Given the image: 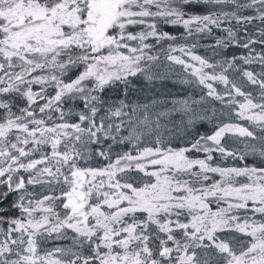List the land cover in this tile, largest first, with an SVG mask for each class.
<instances>
[{"label": "snow or ice", "instance_id": "1", "mask_svg": "<svg viewBox=\"0 0 264 264\" xmlns=\"http://www.w3.org/2000/svg\"><path fill=\"white\" fill-rule=\"evenodd\" d=\"M153 6L156 11L151 10ZM201 7L204 14L195 11ZM245 10L254 14L244 15ZM232 21L235 25L224 29L226 36L216 39V47L236 45L251 51L257 41L248 36L247 26L255 21L260 22L259 43L264 44V0H0V97L13 98H0V177H6L0 179V186L6 188L0 191V224L8 225L7 230L0 229V264H264V222L233 214V210H248L251 202L252 213L264 215V167L213 166V152L237 155L222 146V138L229 133L254 137L247 128L222 124L211 135L194 137L190 147L164 148L159 119L150 118L149 105H137L132 112L139 108L143 117L130 120L132 127L124 139L137 142L142 136L155 135L154 143L161 146L145 147L138 156L125 153L103 169L77 165L81 152L76 144L82 142V135L87 133L91 141L98 132L113 128L108 125L105 129L103 118L99 126L96 124V105L103 101L92 93L120 82L127 94L129 77L141 73L146 80L155 78L150 66H141L142 62L156 59L147 55L145 50L152 46L145 41L149 37L157 42L177 39L158 31L159 24L183 25L190 37L194 32L211 34V26L220 28L222 23ZM137 25L148 30L135 34L128 31ZM241 27L246 42L239 39ZM129 42H137V46L132 47ZM195 48V44L178 49L170 45V52L178 50L191 62L175 55L168 59L190 70L198 83L207 88L208 97L221 101L227 97L228 106L236 103V96L243 97L245 102L239 104L237 115L243 117L245 111L259 109L246 118L264 125V70L256 73L238 66V61L250 65L258 60L264 68V54L234 55L210 62L195 54ZM217 54L222 52L214 49L213 56ZM81 64L84 70L71 82L60 78ZM46 69L58 71L59 75H34L37 70L43 73ZM236 71L241 75L230 79L229 73ZM215 82L224 85L223 96L214 88ZM34 84H54L56 88L55 96L39 107L41 114L54 104L59 110L60 104L81 98L89 114L82 112L79 121L89 126H44V119L34 118V105L37 99H45V89L34 92ZM245 84L259 89L261 103H255L252 94L242 90ZM21 97L26 107L19 109L21 115H16L12 111L16 107L14 99ZM180 103L183 111H190L188 100ZM124 107L128 105L121 101L114 114L120 116ZM63 115L61 112V118ZM194 119L190 118L188 124ZM115 131L119 132L120 126ZM21 132L25 134L23 138L18 134ZM13 133H17L14 141ZM29 137L33 147L26 150L20 145H29ZM65 138L71 141V147ZM62 142L64 151L59 150ZM49 143L50 156L23 162L38 151L39 145ZM258 143L259 146L246 145V153L258 155L264 163V137ZM190 151L203 152L205 158L190 159ZM97 155L107 154L99 151ZM239 158L244 159V155ZM141 159H147L157 169L147 173L155 182L134 187L135 181L127 182L128 177L122 174L133 163L143 171L147 165L140 163ZM39 165L48 166L38 168ZM20 170L30 171L27 180L23 175L14 178L13 174ZM180 173L190 178L178 179ZM208 173H218L221 179L205 185ZM235 177H246L250 182L236 187ZM61 180L67 190L61 189L59 196L27 199L26 185L53 181L60 184ZM17 193L22 194L9 203V196ZM209 198H215L218 204L225 201L227 207L213 211ZM57 201H62L63 216L56 211ZM13 210L20 215L9 217ZM139 215H144V219H139ZM185 216L186 222H181ZM67 230L74 233L69 246L40 254L38 244L45 235L64 236ZM177 232L182 234L180 238ZM232 232L243 233L249 239L238 240L228 235Z\"/></svg>", "mask_w": 264, "mask_h": 264}, {"label": "trees", "instance_id": "2", "mask_svg": "<svg viewBox=\"0 0 264 264\" xmlns=\"http://www.w3.org/2000/svg\"><path fill=\"white\" fill-rule=\"evenodd\" d=\"M225 11H228L229 9L225 8ZM195 11L199 14H204L205 9L204 8H197ZM244 15H253L254 13L251 10H245ZM150 22V21H149ZM235 25V21H232L231 24L224 22L221 24L220 28H216L215 26L212 27L211 34L205 33H193L192 36H188L186 30L184 29L183 25H171V24H159L158 25V31L161 32H168L170 35L175 36L177 39L175 41L171 40H161L157 42V40L153 37H149L145 43L151 45L152 47L150 49H146V53L149 56L156 57L153 61H148L147 64L145 62L141 63L142 67L150 66L151 72L155 75V78L151 81L146 80L144 76L141 73H137L136 76L129 77L130 81V88L125 93V90L123 88V85L120 82H117L116 85H107L102 91H95L94 94L97 95L100 98V101H103V104H100V111L103 112L104 106L106 105H114L117 106L120 105V102L123 101L128 107H124L123 110H132L131 107L133 105H149L150 111H156V110H163V113L165 115L161 116V118L164 119V121L168 124V129L170 131V134L176 135L177 134V141L171 143V148L178 149V148H187L190 147L191 143L194 142V137H199L201 135H211L213 134L217 127L222 124H234V125H240L242 127L247 128L249 131H252L255 135L254 139L260 138L262 133L264 134V125H261L258 122L248 120L246 117L251 116L254 114V112H259V109L245 111L244 116L241 117L237 115V113L240 111L239 104L244 103V98L240 96H236L235 100L236 103L233 106H228L225 102L228 98L225 97V101L216 100L215 98L208 97L207 96V88L203 85H200L197 81V78L191 74V71L188 69H185L182 65L175 63L174 61H170L168 59L169 55H175L179 56L184 59H188L189 62L190 58L185 57V55L178 50L175 52H170L169 46L176 47L177 49L180 46L184 45H192L195 44V54L200 55L202 57L208 58L210 62H217L222 60L224 57L231 58L232 56H248L249 54L255 56L257 53L264 54V44L259 43V35H258V27L260 26L259 21H255L253 24L247 26V34L249 37L255 38L257 43L251 46V51L249 49H244L243 47H238L236 45H230L226 49H220L219 47L215 46V41L218 38H222L226 36V32L224 31L227 27H232ZM145 27L142 26H130L128 28V31L132 33H139L141 31H147ZM239 39L241 42H246L245 39V33L243 27L238 29ZM132 47L137 46V42H129ZM221 54H217L213 56V51ZM127 52V50H124ZM194 63V62H192ZM197 66H199L197 64ZM238 66L243 68L247 67L249 70L254 71L256 73H259L260 71L264 70L262 68L260 62L258 60H255L250 65H244L243 61H238ZM19 71V69H16ZM207 71V70H206ZM219 71V70H217ZM70 72H74L75 74V68L71 70ZM69 72V73H70ZM52 75L56 74L59 75L58 71L55 70H44L43 73H41L40 70H37L34 75ZM73 74V75H74ZM72 75V76H73ZM241 73L239 71H236L234 74L229 73V78L234 79L235 77H239ZM71 76V77H72ZM61 79H65V82H68L66 76H61ZM71 79V78H70ZM239 83V81H237ZM119 85V86H118ZM214 88L220 95H224V85L220 82L214 83ZM41 87L45 89L44 95L45 99H37L35 104L43 103L47 95H50L53 89H55L54 84H46V85H38L34 84L32 85V90L34 92H39ZM246 93H251L252 98L255 103H261L262 101L259 99V89L256 86H253L251 84H245V86L242 89ZM201 97H204L202 100ZM3 99H13L11 97H0ZM188 100L189 101V109L190 111H183V105L182 101ZM155 102V103H153ZM14 103L16 107H13L12 111L16 113V115H21L19 109L26 107V102L24 99L21 98H15ZM84 101L81 98H77L75 101H69L66 103H62L59 106V110H57V106L54 104L53 108L51 110H46L45 113L40 116L41 119L46 120L45 124H63L66 122L70 123H77L78 122V115L80 112L84 111ZM31 110V109H30ZM61 112H63V118H61ZM141 112V111H140ZM141 114V113H140ZM139 114V116H141ZM101 115V114H100ZM195 117L194 122L192 124H188V120L192 117ZM124 118V117H123ZM121 118V119H123ZM124 124V123H123ZM113 128L110 130L112 132L111 135H107L105 140L101 141L100 139V151L106 152V157L100 156V169H103V167H106L109 163H115L116 160L123 156L125 153H130L133 156L134 153L139 150V148H132L131 144L128 143V141H120V136H122V133L114 132L116 125H112ZM107 129V128H105ZM108 131V130H107ZM125 132V130L123 131ZM17 133H13L11 135V139L14 141L15 135ZM22 138L24 137V133H18ZM231 134V133H229ZM228 134V135H229ZM236 136L231 135V139L234 141L235 138H238V140H235L236 143L230 140L232 144L229 142L224 141L225 137L222 138V146L226 148L227 151H235L236 154L238 151L245 153L244 159H240V155L237 154L235 157L232 156H221L219 152H213V166H220L225 168H243V167H255L256 165L259 166L262 164L261 157L258 155H252L246 153L245 146L252 143H256V141L251 139L252 141L246 137L239 136L235 133H233ZM115 137V139H113ZM258 145V143H256ZM22 147H25L27 145H20ZM236 147V149L234 148ZM147 147H155V146H147ZM48 146L45 144L38 146V151L33 152V155L40 156L43 155L47 150ZM96 148V146H95ZM230 149V150H229ZM190 159H204L205 154L203 152H197V151H190L187 153ZM98 163V161H95ZM143 161L140 160V163ZM144 163V162H143ZM78 167L84 168L82 162H79ZM93 165V164H92ZM48 165H39L38 168H42ZM123 166V165H121ZM135 163L132 164V167L129 169H126L125 173L123 175H126L128 177L127 182H132L133 180L135 183H141L142 179L138 177L137 174H140L136 172ZM148 167L150 165H147ZM151 165L148 169L152 168ZM199 171V169H196ZM30 171H24L20 170L19 173H15L14 178L16 175H23L25 179L27 180V177L29 176ZM31 174L34 176L35 173L31 172ZM65 174H67V171L65 169ZM147 176L146 174H142V177ZM138 177V180L135 179V177ZM209 179L204 182L205 185H211L213 182L220 180V175L218 173H208ZM178 179L187 180L190 177L185 173H180L177 176ZM0 179H6V177H0ZM45 181L47 178H44ZM124 182V181H122ZM250 181L246 177H235L234 178V186L238 187L241 184L249 183ZM138 185L134 184V187H139ZM27 187V199L29 200H39L42 199L44 196L47 195H54L59 196L61 194V189L67 190V186L63 185L62 180L60 184H57L55 181H53L51 184L45 182L43 184H34V185H26ZM142 187V186H141ZM195 187L199 188L201 187L200 184H196ZM6 188L3 186H0V191H4ZM22 193H17L10 195L8 198V202L12 203L15 202L18 198V195ZM182 194V193H181ZM215 199V198H212ZM235 203L236 201H231ZM220 207H227V202L222 201L219 203ZM211 208L213 206V203L210 204ZM5 207H7V204H5ZM251 209V202H249V208L248 210L241 209V210H233V214L243 218L245 216L251 217L252 219L258 221V222H264V215H261L260 213L253 214ZM213 211H216L217 208H212ZM56 211H58L61 215H63V209H62V201L56 202ZM20 213L18 210H13L11 213L8 214L9 217H16L19 216ZM7 218V217H6ZM139 219H144V215H139ZM175 219V217H173ZM129 222H131L129 220ZM181 222H186V216L181 218ZM243 222V221H241ZM8 225L7 224H0V229L7 230ZM232 236L236 237V239L241 241H246L249 239L245 234L239 233V232H232ZM182 234L177 232V238H180ZM171 246V245H170Z\"/></svg>", "mask_w": 264, "mask_h": 264}, {"label": "rangeland", "instance_id": "3", "mask_svg": "<svg viewBox=\"0 0 264 264\" xmlns=\"http://www.w3.org/2000/svg\"><path fill=\"white\" fill-rule=\"evenodd\" d=\"M151 10L152 11H156V8L153 6ZM83 70H84V66L81 64V65H79L78 67L75 68V74H74V72L67 73V79L69 80L68 82H71V80L75 79L80 74V72H82ZM62 80H64V82L66 81L65 79H62ZM68 82H65V83H68ZM91 86H92L91 84L88 85V87H91ZM94 92L92 93L93 95H95ZM55 94H56V88L53 89V91L51 92L50 95H47L48 96L47 98L54 97ZM44 95H46V94H44ZM47 98H46V100H47ZM46 100L43 103L35 104L34 105V109H35V116H34V118L35 119H41L40 116H37V115H40L41 114L39 112V107L40 106H43L46 103ZM96 106L99 108V111H98L97 115L94 118L95 121H96V124L99 126V124L101 123V118H103V123H104L105 128H107L108 125L120 126V131L118 132V133H122V136H120V139H121L120 141H122V142L128 141V143H130L132 145L131 146L132 148H139V150L134 153L135 155H138L139 154V151H142L143 148H145V147H147L149 145L150 146L152 145V146H155V147L161 146V145H157V144L154 143V141L156 139V136L155 135H152V136H142L140 138V140L137 141V142H132V141H129V140L124 139V137H127L129 135V129L132 127V124H130V120L131 121H135L138 118L142 119L143 112H142L141 109L138 108L135 113H133L132 110H123V109H121V115L120 116H116L114 114L115 113V110L117 108H119L120 105H118V106L116 104L111 105V106L110 105H106V106H104L103 112L100 111V104L99 103ZM135 106L136 105H133L131 107V109L133 107H135ZM83 109H84V111H82L83 113L89 114L85 110V108H83ZM149 111H150V108H149ZM82 112H80V114ZM158 113H163V110L162 111L161 110L151 111V112H149V115H150V118L153 121L159 119L160 124H161V132H160V135H161V137L163 139L162 147L169 148L171 146V143H173V142H175V141L178 140L177 139V134L176 135L170 134V131L167 128L168 127V124L164 121L163 118H161V116H157ZM139 114L141 116H139ZM79 115H78V122L77 123H80L82 128H87L89 126L88 123L87 122L81 123L79 121ZM121 118H123V119H121ZM45 122H46V120H45ZM66 123H68V124H75V123H70V122H66ZM34 126L35 125H29L30 128L31 127H34ZM44 126H46V127H53L54 125L53 124H51V125L50 124H45ZM110 130L111 129H108V131H106V132L105 131L98 132L97 133V138L98 139L97 138H93L91 141H89V138H88L87 133H85V134L82 135V142L76 144L77 150L79 152H81V158L78 159L77 164L79 162H82L84 168H98V169H100V162H99L100 156L97 155V153L100 151V139H101V141H103V140H105L104 138H106L107 135H111L112 132ZM124 130H125V132H123ZM93 131H95V129H93ZM145 131H147V129H145ZM114 132H116V131H114ZM235 134H237V133H235ZM231 135L236 136L233 133H231L229 135L226 134L224 141L227 140V142H229L230 144H232L230 142V140H229V139L232 138ZM237 135H239V134H237ZM255 135L256 134H254V137H255ZM254 137H247L250 140H247L246 139V142L252 141L251 139H253V141L255 140L256 143H258L259 142V138L254 139ZM260 137H264V134L262 133V135ZM29 140H30V143H29V145L26 146V150L33 147V144L31 143L32 138L29 137ZM235 140H238V138H235L234 141L231 139V141L233 142V145H234V142L236 143ZM65 141H67L69 143V147L72 146V143H71L70 140H68V138H65ZM256 143L250 142V144H256ZM45 145L48 146V148L46 149L47 151L43 155L47 154V155L50 156L51 155V151H52L51 145H50V143L49 144H45ZM95 146H96V148H95ZM257 146H259V143H258ZM234 148L236 149L235 146H234ZM59 150L60 151H64L65 150L64 149L63 142L59 146ZM237 154H239V155H245V153L240 152V151H238ZM43 155L40 154V156H38V155L35 156L32 153L31 156L29 158L24 159L23 162L24 163H27L28 162V159H40ZM141 160L144 162V163L142 162L143 164L149 165L147 159H141ZM95 161H98V163L95 162ZM259 162H261V161H259ZM109 164H111V163H109ZM149 167L147 166L143 171H140V170L136 169V172L140 173V174H137V175H138V177H140L142 179V181H141L140 184L139 183H134L135 185H138L139 184V187H141V186H143L144 183H153V182H155V178L154 177L151 178V179L148 176H146V175L144 176V178L142 177V174L151 173L152 171L157 170L154 167L148 169ZM249 167H252V166H249ZM255 167H264V163L260 164L259 166L256 165ZM103 168H105V167H103ZM138 177L136 176L135 179L138 180V182H139ZM209 200L211 201V203H213L212 208H218V207H220V205L216 202V199L209 198ZM93 202H95V200H93ZM61 216H63V215H61ZM72 235H74V233L72 232V230H67V232H66V234L64 236H59L58 234H55V233L51 234L50 236L49 235H45V237H43L41 239V241L39 242V244H38V247H39V250H40V254L43 255L46 251L54 250L57 247H67V246H69L72 243V241L70 239V237ZM228 235H232V234L231 233H228ZM83 251H84L85 254H87V248L83 249Z\"/></svg>", "mask_w": 264, "mask_h": 264}]
</instances>
